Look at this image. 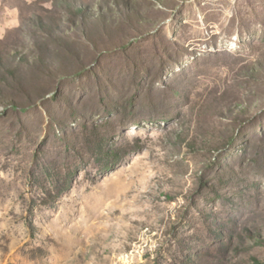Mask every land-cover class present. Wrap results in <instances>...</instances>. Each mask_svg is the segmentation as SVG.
<instances>
[{"label":"rangeland","instance_id":"obj_1","mask_svg":"<svg viewBox=\"0 0 264 264\" xmlns=\"http://www.w3.org/2000/svg\"><path fill=\"white\" fill-rule=\"evenodd\" d=\"M0 264H264V0H0Z\"/></svg>","mask_w":264,"mask_h":264},{"label":"trees","instance_id":"obj_2","mask_svg":"<svg viewBox=\"0 0 264 264\" xmlns=\"http://www.w3.org/2000/svg\"><path fill=\"white\" fill-rule=\"evenodd\" d=\"M140 148L141 147L138 146V148L135 149V151H138ZM127 151L128 150H124L122 148H118V149L112 148V149L108 150L106 152V156H105V159H107V162L105 164H103V167H102L104 173L115 169L123 161ZM62 193H63V190H61V189H59L56 194H53L52 191L45 192V195L51 196V200L45 198L43 200V203L47 204V205H51V203L53 201H55L56 198L60 197L62 195ZM32 216H33V214L31 211V216L28 218V223H27L29 229L31 230V235H33L34 231H35V225H34Z\"/></svg>","mask_w":264,"mask_h":264}]
</instances>
